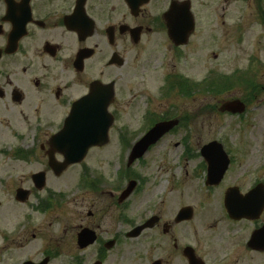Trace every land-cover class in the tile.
<instances>
[{
  "label": "flooded vegetation",
  "instance_id": "obj_1",
  "mask_svg": "<svg viewBox=\"0 0 264 264\" xmlns=\"http://www.w3.org/2000/svg\"><path fill=\"white\" fill-rule=\"evenodd\" d=\"M173 3L178 22L186 21V13L194 21L179 46L167 28ZM202 26L209 28L213 48L208 69H264L258 65L264 0H0V264H122L128 255L143 261L139 264H248L249 254H264L249 247L252 233L264 226V209L251 220L231 218L225 208L228 192L244 196L255 185L264 186V176L250 187L240 177L245 170L230 177L234 158L218 140L229 164L221 178L216 171L210 180L213 172L202 149L213 140L202 142L200 131L176 130L183 124L190 128L196 115L169 117L163 108V69H178ZM228 54L233 59L216 65ZM231 61L239 65L227 66ZM121 69L127 71L123 87ZM146 69H159L160 83L141 93L142 105L137 95L121 102ZM169 75H164L166 92L189 98L200 92L199 83L175 71ZM105 96L112 120L107 143L89 147L81 162L57 174L53 166L64 163L69 149L58 134L74 116V105L89 99L90 112L82 117L102 119L96 112ZM126 109H140L138 125L127 122ZM173 119L175 128L129 162L140 138ZM175 133L179 150L172 161L166 147ZM161 141L165 152L155 151ZM261 167L254 170L263 172ZM72 168L77 176L55 188ZM171 196L178 198L173 214L167 205ZM215 196L219 220L196 224L201 213L213 210ZM185 199L190 202L182 203ZM222 221L224 229L218 230ZM139 227L144 228L130 236ZM154 231L160 238L152 242L146 234ZM154 252L159 254L151 256Z\"/></svg>",
  "mask_w": 264,
  "mask_h": 264
},
{
  "label": "rangeland",
  "instance_id": "obj_2",
  "mask_svg": "<svg viewBox=\"0 0 264 264\" xmlns=\"http://www.w3.org/2000/svg\"><path fill=\"white\" fill-rule=\"evenodd\" d=\"M208 31L209 28L207 26H202V31L199 33V37H197L196 40L193 39L194 50L190 51L192 47L188 49V54L185 55L183 63H176L178 69H163V108H168V111L170 112L168 113L169 117L174 114L196 115V118H194L190 124V128L183 124L180 126V128L176 129L177 131L181 129H192L203 132L201 137L202 142L211 140L225 141L224 143L227 144V147L234 158L230 177L234 174L237 175L236 170H245L246 173L240 177L243 180H246L247 184L249 185L248 187H250L252 185L251 182H253L255 179H258V177L261 175L264 176V69H208L209 67L213 66L214 63L212 58L213 48L211 47V42L208 38ZM247 51H249V49H247ZM233 55L228 54L227 56L223 55L222 57H219L217 59L218 63L216 65L224 66V64H220L219 62H223L228 59L231 60L233 59ZM258 60V65H264V52L262 53V56L258 58ZM171 62H173V60L170 59L168 55V63L171 64ZM253 64H256V61H253ZM233 65H239V63L235 61L227 62V66ZM124 70L126 71V69H121V72ZM146 70L147 72L143 74V78L139 76L134 79L135 84L133 90L131 92L126 91L125 94L120 98L122 100L121 102L132 99L134 95H137V98L140 99L145 98V94L141 93L146 91V89L151 87V85H153L154 88L155 85L160 83L162 73L159 69ZM140 71L141 69H136L135 74L138 75ZM171 71L177 72V75L180 76L184 75L188 79L199 84L203 83L205 79L208 78H212L214 82L216 81L215 79H223L226 77L230 79L243 76L249 78H246V82L239 85L213 86L211 87V93L200 91L197 96L189 98L186 96H181L175 91H170L169 93L166 92L164 75H168L169 77ZM242 79L235 80L233 83L236 81L241 83L243 81ZM127 82L128 80L126 71L124 72L123 78L121 75L120 86L123 87ZM244 84H246V86ZM202 86L204 85H200L201 88ZM233 99H241L246 102V111L239 115H232L219 110V107L224 102H228ZM140 104L142 105V99L140 100ZM215 105V109L206 110L208 106L211 108V106ZM140 112V109L138 111H130V109H126L127 122L133 126L138 125L137 115L140 114ZM179 136V133L170 135L168 137L169 141L167 143V147L166 144L161 141L158 143V147L155 148V151L161 152V150H163V152H165L167 149H164V147L170 148L169 153L167 152V156L173 161L175 157L174 153L179 150L174 147V144L176 141H178ZM260 166H262L261 168L263 169V172L259 173L258 169L254 170L255 167L258 168ZM78 171V169L75 171V169L72 168V175L71 172H67L66 175L60 178V180H57L53 186L57 189H63L62 185L65 183V181H68L72 177H76ZM157 196L158 195H156L153 198L154 200H152L155 201ZM218 199V196L213 198L211 203L213 210H210L207 213L202 211L203 213H201V217L199 219L197 218L196 224L201 225L203 224L202 221L204 220H206L207 224L213 219L219 220V217H221V212ZM156 202L158 203L159 201ZM177 202L178 198L175 196H171L167 202L168 209L171 214H173L172 209H177ZM181 202L187 203L190 201L185 199ZM72 209L76 208L72 207ZM224 225L225 223H223V221L221 223H217L218 230H223ZM190 230V227L185 229V231L188 232H190ZM146 235L153 236L150 237L152 242L155 240V237L157 241L158 238H160V233L156 231L149 232ZM141 240L145 241V243H148L149 239L147 240L144 238L143 240L142 238L140 241ZM158 254L159 253L154 252L151 256ZM172 260L175 261L176 257H172ZM247 261L248 264H264V254L258 255L257 257L255 255L249 254ZM121 262L122 264H139L138 262L143 261L133 260V258L128 255L126 256V259Z\"/></svg>",
  "mask_w": 264,
  "mask_h": 264
},
{
  "label": "water",
  "instance_id": "obj_3",
  "mask_svg": "<svg viewBox=\"0 0 264 264\" xmlns=\"http://www.w3.org/2000/svg\"><path fill=\"white\" fill-rule=\"evenodd\" d=\"M175 5V3L172 4V10L167 17L169 22L168 33L176 44H180L186 41L188 35L193 30V19L191 14L186 13V21L183 22L184 24L178 22L176 14L177 10L174 8ZM94 94H96V90H93L92 95ZM91 104L92 103L89 99L79 100L73 107L74 116L66 122L65 128L58 134L61 135V140L66 141L63 145L68 146L69 149L63 153L65 156L64 163L59 166H53L57 174L69 164L80 162L84 158L89 147L107 143L108 129L112 124L111 116H107L109 100L105 96V102L97 105L100 110L96 113L98 116H103L102 119L98 120H91L82 117L83 112L84 114L90 112L86 111V106L89 107ZM101 107L103 111L101 110ZM244 109L245 106L239 101L225 102L223 104V110H229L231 112L241 113ZM177 124V119L157 123L135 144L129 162L142 156L150 145L157 142L165 133ZM202 153L209 163L210 170L213 172L208 178L214 180V173L216 171L219 172L218 178H221L228 163L221 144L216 141L208 143L203 147ZM218 178L216 177V180H218ZM225 207L232 218H257L264 208V186L257 185L244 196H234L232 192H228L225 196ZM179 218L177 220H179ZM143 228L144 227L137 228L135 232L130 233V236L137 234ZM249 247L256 250L264 249V226L252 233Z\"/></svg>",
  "mask_w": 264,
  "mask_h": 264
},
{
  "label": "trees",
  "instance_id": "obj_4",
  "mask_svg": "<svg viewBox=\"0 0 264 264\" xmlns=\"http://www.w3.org/2000/svg\"><path fill=\"white\" fill-rule=\"evenodd\" d=\"M209 90V89H208Z\"/></svg>",
  "mask_w": 264,
  "mask_h": 264
}]
</instances>
